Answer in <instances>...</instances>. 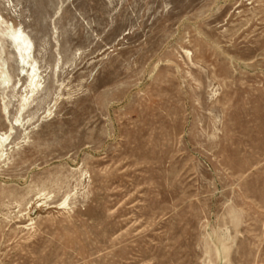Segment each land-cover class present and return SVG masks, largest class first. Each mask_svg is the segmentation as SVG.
Returning <instances> with one entry per match:
<instances>
[{
	"label": "rangeland",
	"instance_id": "374dc122",
	"mask_svg": "<svg viewBox=\"0 0 264 264\" xmlns=\"http://www.w3.org/2000/svg\"><path fill=\"white\" fill-rule=\"evenodd\" d=\"M0 72V264H264V0H0Z\"/></svg>",
	"mask_w": 264,
	"mask_h": 264
},
{
	"label": "bare ground",
	"instance_id": "6f19581e",
	"mask_svg": "<svg viewBox=\"0 0 264 264\" xmlns=\"http://www.w3.org/2000/svg\"><path fill=\"white\" fill-rule=\"evenodd\" d=\"M6 39L15 48L14 53L16 55V60L18 65L21 66L22 71L19 72V77L23 75L26 78L28 88L34 93L39 89V72L36 70V60L32 56L31 40L21 29L18 28L11 29V31L8 32V37ZM0 84H9V76L6 72H0ZM0 144H2V140H0Z\"/></svg>",
	"mask_w": 264,
	"mask_h": 264
}]
</instances>
